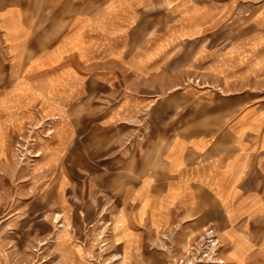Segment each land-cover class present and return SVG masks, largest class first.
I'll use <instances>...</instances> for the list:
<instances>
[{
    "label": "crops",
    "instance_id": "0c3cea01",
    "mask_svg": "<svg viewBox=\"0 0 264 264\" xmlns=\"http://www.w3.org/2000/svg\"><path fill=\"white\" fill-rule=\"evenodd\" d=\"M99 221L107 264H264V0H0V264H96Z\"/></svg>",
    "mask_w": 264,
    "mask_h": 264
},
{
    "label": "rangeland",
    "instance_id": "374dc122",
    "mask_svg": "<svg viewBox=\"0 0 264 264\" xmlns=\"http://www.w3.org/2000/svg\"><path fill=\"white\" fill-rule=\"evenodd\" d=\"M35 133H28L25 135H19L17 137V139H15L12 142V148L14 150V152H17L19 155V159L21 158L22 161L27 160V161H33L35 159L38 158L39 153H37L34 150V138L35 135H33ZM88 229L94 230L95 232L98 233L97 237H98V243H97V251L95 252V254H92V259L94 260V262H96V264H107V262L109 260H111V256L112 254H107L106 253V238H105V232H107L108 229V223L106 221H99V222H94V223H90L87 224L85 226ZM71 228V226H70ZM207 228V227H206ZM212 228V227H211ZM214 229V228H213ZM205 230V228H204ZM203 230V231H204ZM202 231V233H203ZM215 231V229H214ZM216 233V231H215ZM202 235V234H201ZM181 255H175L171 249H170V243H169V233H163L162 239H161V243L159 246H161L162 248V256L163 259H166L168 261H171L172 264H190V262H192L196 255V249L197 245L200 241V237ZM217 236V234H216ZM218 239V255H217V260H221L223 264V260L222 258H220L219 256V247H220V242H219V238L217 236ZM194 248V250H192ZM194 253V254H193ZM117 258L116 253H114V259ZM198 264H220V263H198Z\"/></svg>",
    "mask_w": 264,
    "mask_h": 264
},
{
    "label": "built area",
    "instance_id": "2783aa9c",
    "mask_svg": "<svg viewBox=\"0 0 264 264\" xmlns=\"http://www.w3.org/2000/svg\"><path fill=\"white\" fill-rule=\"evenodd\" d=\"M196 255L194 260L190 264L198 263H222L221 260H217L218 255V239L213 228L207 227L203 231L200 241L197 245ZM194 250V248L192 249ZM194 254V253H193Z\"/></svg>",
    "mask_w": 264,
    "mask_h": 264
}]
</instances>
